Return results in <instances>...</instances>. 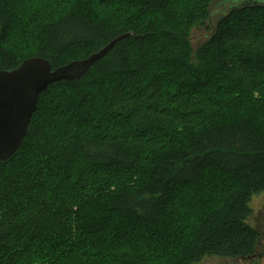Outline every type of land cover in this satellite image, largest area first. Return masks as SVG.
<instances>
[{
  "label": "trees",
  "instance_id": "trees-1",
  "mask_svg": "<svg viewBox=\"0 0 264 264\" xmlns=\"http://www.w3.org/2000/svg\"><path fill=\"white\" fill-rule=\"evenodd\" d=\"M29 1L0 0V70L33 56L54 69L129 35L48 85L0 160V264L48 250L72 264L78 248L93 264L256 255L264 0Z\"/></svg>",
  "mask_w": 264,
  "mask_h": 264
},
{
  "label": "water",
  "instance_id": "water-1",
  "mask_svg": "<svg viewBox=\"0 0 264 264\" xmlns=\"http://www.w3.org/2000/svg\"><path fill=\"white\" fill-rule=\"evenodd\" d=\"M129 34L120 35L84 59L51 69L38 56L23 60L16 68L0 70V160L8 158L21 144L40 94L60 80H76L110 48Z\"/></svg>",
  "mask_w": 264,
  "mask_h": 264
},
{
  "label": "rangeland",
  "instance_id": "rangeland-1",
  "mask_svg": "<svg viewBox=\"0 0 264 264\" xmlns=\"http://www.w3.org/2000/svg\"><path fill=\"white\" fill-rule=\"evenodd\" d=\"M47 1V0H46ZM43 2H45L43 0ZM29 3H33L32 0L29 1ZM38 5L35 1V4L32 6ZM206 37V31H203L199 28H194L192 31V38L191 42L193 44H197L198 42L202 41ZM50 114L53 113H47V122L49 128L52 126H56L58 116H50ZM57 128H51V131L53 133H56ZM249 207L252 210V215L250 216L248 220V224L252 227L258 228L260 230H264V192L255 194L252 196ZM198 225L195 226L194 231L197 232ZM261 249L264 248V238L261 240L260 243ZM260 249V250H261ZM258 250L257 254L250 257V258H236V259H229V258H222L219 256H205L201 260L192 263V264H264V256H260L258 253L260 252ZM60 251H69L65 248H61ZM75 255L71 258L72 264H93V259L87 255H84L81 251V248H78V250H74ZM186 254V252H185ZM62 255L57 253H52L49 250L45 251L41 257L36 260L34 264H61L63 261Z\"/></svg>",
  "mask_w": 264,
  "mask_h": 264
},
{
  "label": "flooded vegetation",
  "instance_id": "flooded-vegetation-1",
  "mask_svg": "<svg viewBox=\"0 0 264 264\" xmlns=\"http://www.w3.org/2000/svg\"><path fill=\"white\" fill-rule=\"evenodd\" d=\"M260 254V253H259Z\"/></svg>",
  "mask_w": 264,
  "mask_h": 264
}]
</instances>
